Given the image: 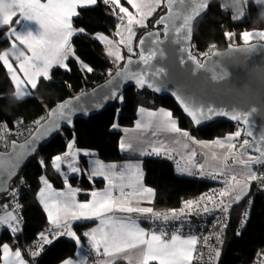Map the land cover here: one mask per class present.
<instances>
[{
	"label": "snow or ice",
	"instance_id": "obj_1",
	"mask_svg": "<svg viewBox=\"0 0 264 264\" xmlns=\"http://www.w3.org/2000/svg\"><path fill=\"white\" fill-rule=\"evenodd\" d=\"M100 0H10V8L7 13L0 12V28L7 27L8 32L4 38L9 40L11 50L15 54V59L19 61V71L23 73V78L19 76L9 61L8 53H0V62H2L7 73L10 75L11 83L14 86V97L17 101L31 95L32 90L38 88L39 80L49 81L51 79L50 71L54 67H59L65 71H71L68 64L69 60H75L79 70L85 73H92L94 70L87 63L82 61L75 53L72 39L76 35H88L84 27H75L74 18L81 16V10H86L96 6ZM127 4L135 11H130L128 7L121 4V0H102L103 5L111 8V15L118 20L116 24L115 37L118 40L110 39L103 33H95L91 38L106 46L108 57L113 58V63L120 64L123 60L121 46L126 48L128 53H133L134 48L132 41L137 35V28L147 26L148 20L154 16L157 10L165 3L167 4L166 12L171 10L173 0H126ZM184 2V0H181ZM192 2V0H189ZM211 0H203L196 2L192 8L193 17H199L210 6ZM249 4H254L258 9L264 7V0H247ZM118 9V11H117ZM231 10V9H228ZM243 16L240 17L242 19ZM233 21H238L237 17L232 16ZM168 16L162 14L155 20L154 28L164 25L163 33L160 31L148 32L145 37H141L140 46L143 49L144 41L147 37H154L153 44H160L159 37L168 33V25L165 21ZM24 22L34 23L35 27H31ZM186 22V18H182V23L175 28L176 33L182 31L181 25ZM23 25V27H20ZM226 38H232L233 32H225ZM241 40L247 45L246 48L237 49L239 51H251L257 47L256 44H250L253 37L258 36L264 41V30L242 31L239 34ZM184 40L190 41L191 34L184 35ZM18 45L23 46L27 50H20ZM214 47V45L212 46ZM232 47L230 46V49ZM187 50L182 48L181 51ZM163 56V52L159 53ZM157 55L155 51L149 50L147 54L142 50L139 53V60L148 65L150 61ZM209 58L207 53L203 54ZM216 55V53H213ZM188 59L196 63V69L206 68L205 63H199L196 56L190 51ZM181 63H184L182 60ZM132 60L129 59L123 65L122 70H117L116 76L120 78V84L134 82V86L138 89L145 87L155 92L161 91V84L154 77L164 72L163 68H157L152 73L136 72L129 68ZM214 72V69L212 70ZM223 75H212L213 81L223 80ZM264 82V74L260 77ZM109 83H112L109 81ZM67 86V85H66ZM178 102L182 112L190 118L195 126L211 121L215 117L226 116L232 121L241 124L237 130L229 134L225 139H215L211 142L196 140L191 136L190 132L178 127V120L173 118L170 110L160 108L158 110H148L143 106L138 107V115L143 114L147 117V122H136L137 129H153V136L157 133H166L170 136L182 137L195 144L204 147H216L223 150L222 154L217 156L213 153L214 159H219L221 164H227L229 160L232 165L241 166V171L237 172L234 168L221 169L205 173L204 164L194 160L196 152L192 151L187 162L181 166L179 161L176 165L178 174L194 175L192 168L199 170L201 178H208L223 185L219 189H213L210 193H205L199 198L185 199L179 209H169L167 211H156L153 207L141 206L142 203H152L155 197V190L151 186L144 184V172L142 171V163H127L120 166L115 163L105 164L100 160L89 161L92 167L88 171V178L93 181L95 178H103L105 188L102 190L93 189L88 193L90 199L79 201L78 193L81 189L73 187L69 184L67 173L61 171L62 166L66 167L68 173H81V169L77 166L78 155L83 154L85 157L94 155L91 152L81 153L75 147V138L69 140L66 144V150L62 154L51 157V167L63 177V184L66 189L56 190L52 183L49 182L45 175L38 177L40 187L36 193V199L43 212L46 214L48 227L38 234L37 241L34 246L35 251L30 250L29 256L32 258L39 257L44 251L45 246H51L61 237L71 239L75 245H81V235L86 238L90 248L97 255L101 254L110 259L104 261L103 264H117L118 260L127 259L129 250H138L139 257L137 264H150V262H158V264H192L194 260V252L197 248L200 237L197 234L183 235L182 231L185 225L191 227L189 217L195 215L197 218L202 215L218 211L221 217L217 219L214 228L219 231L214 232L210 236H203V242L206 246L209 241L215 239L217 245L223 243V233L226 232L227 226L231 221V209L242 202L249 194L251 185L259 183L264 185V173H258L254 169L264 166V146H256L248 137L252 136L251 132L244 130V125L248 124V111H238L233 108L231 111L214 106V102L210 103L206 100L194 99L193 96H185L180 89L171 93ZM77 100L79 97L76 98ZM105 101H114L123 103L124 96L119 92V85L113 87L109 95L104 96ZM96 108L101 105L97 103ZM80 109L71 106L70 101L59 103L54 109L47 113L48 118L38 119L34 121L35 132L32 134L30 141L26 145H21L25 151L13 154V162L6 170L9 180L17 174V169L21 163L36 150V144L53 133H58L63 126H73V116ZM255 111V109H253ZM85 114L86 111H85ZM19 123V121L17 122ZM6 122L0 123V132L5 130ZM118 123L110 125L111 129H117ZM125 132L128 129H124ZM239 149L233 143L237 138H241ZM261 145H264V136L260 138ZM175 139L172 143H176ZM13 148L16 142L12 141ZM132 144L126 143L122 137L119 142V148L123 151L132 150ZM184 147L187 149L188 145ZM245 150L255 152L256 155H246ZM140 157H164L173 160V149L166 141L162 140L158 144L152 143L150 147L142 149L136 153ZM38 163L41 167H45L43 159ZM5 169L0 165V173H4ZM227 177V178H225ZM24 183L23 178L20 181ZM7 191V189H3ZM12 197V203L0 205L5 209L0 214V227L6 228L10 234L15 237L20 231L23 223L22 217L18 214L22 209L19 204L18 190H12L8 193ZM249 204L251 201L249 200ZM11 207V211L7 209ZM116 213L125 214L117 216ZM135 214V216H133ZM250 215V208L246 207L241 212L240 220L235 234L240 235L246 226L247 219ZM143 219L152 225L151 230H146L141 226L139 221ZM98 221L95 227L85 230L82 234H77L73 230V222L79 221ZM160 221L161 226L157 231L156 222ZM175 223L177 226L169 233L168 225ZM0 260L3 264H28L22 257L21 250L17 247L13 250L8 243L0 245ZM222 253L221 247H212L208 264H219V257ZM62 264H86L85 260L66 258Z\"/></svg>",
	"mask_w": 264,
	"mask_h": 264
},
{
	"label": "trees",
	"instance_id": "obj_2",
	"mask_svg": "<svg viewBox=\"0 0 264 264\" xmlns=\"http://www.w3.org/2000/svg\"><path fill=\"white\" fill-rule=\"evenodd\" d=\"M121 3L129 7L126 0H121ZM163 9L164 5L149 19L146 27L137 30V35L134 37L133 54L137 52L136 40L139 34L152 25L153 19ZM110 13L111 8L103 5L100 0L96 6L81 10V16L74 18V26L77 28L82 26L88 33V35L73 37L75 53L93 68L92 73L82 72L75 60H69L70 72L54 67L49 81L40 79L38 88L33 90V94L17 101L13 95L14 86L10 75L0 62V121L7 124H12L16 118L37 121L44 118L50 106L57 101L90 88L107 78L124 59L120 64L113 63V59L107 56L105 45L91 37L98 31L114 37V28L118 20ZM232 16L237 17L238 21H233ZM241 16H243L242 19H240ZM245 30H264V8L258 9L254 4H249L247 0H213L206 15L194 26L192 50L201 59L204 53H209L214 47H225L228 43L243 42L239 34ZM228 31L235 35L232 38H226L224 34ZM7 32V27L0 28V53L10 47L9 40L4 38ZM252 40H256V37ZM124 51L127 55L126 48ZM122 95L124 96L123 103L114 102L88 117L76 118L72 127H62L59 134L42 146L37 151L36 157L25 165L13 181L19 182L18 195L23 202L21 231L13 237L6 228H3L0 245L8 242L12 247L26 251L29 242L48 227L46 214L36 199V193L41 186L38 177L45 175L55 186H64L62 176L51 167L50 162L52 156L66 150L67 142L73 137L76 146L96 150L97 155L104 161L126 158L141 159L145 174L144 183L151 186L156 193L153 208L157 211L178 207L183 200L196 197L217 184L206 176L201 178L178 174L172 160L164 157H140L136 154L137 151L132 150L122 152L119 142L123 127L135 123L137 110L141 105L170 108L173 116L178 120V125L189 130L197 138L213 139L225 136L233 132L238 123L215 120L202 126H195L182 112L174 98L168 94H158L146 88L138 90L135 86H131L125 89ZM113 123H118L119 128L111 129L110 125ZM41 159L45 162V167H41L38 163ZM255 169H258L259 173H264V166ZM21 177L23 184L20 183ZM77 181V176H71L72 183L75 184ZM79 181L81 192L78 195L84 199L89 196L86 190L102 185L104 180L98 178L90 181L84 175ZM248 196L231 210V221L225 232L226 239L219 264H256L261 252L264 251V196L254 194L250 200L251 204L247 206ZM6 198L8 194L2 195L0 203ZM245 207L250 208V215L242 233L236 235L241 212L245 210ZM91 222L75 223L74 228L81 232L89 227ZM77 249L78 246L71 239L61 237L53 245L45 246V251L39 257L28 256L36 264H59L63 259L75 255ZM117 264H123V261H117Z\"/></svg>",
	"mask_w": 264,
	"mask_h": 264
},
{
	"label": "water",
	"instance_id": "obj_3",
	"mask_svg": "<svg viewBox=\"0 0 264 264\" xmlns=\"http://www.w3.org/2000/svg\"><path fill=\"white\" fill-rule=\"evenodd\" d=\"M212 1L213 0H211V2ZM196 2H203V0H192V2H189V0H184V2H181V0H173L171 10L167 12V4L165 3L164 9L156 15L152 21V25L139 34L136 40V53H128L125 55L123 62L103 81L57 101L50 106L47 113L54 109L59 103L70 101L73 108L81 110L74 113V121L76 118L88 117L89 115L95 114L114 103V101H105L103 99L104 96L110 94L114 86L119 85L120 94H122L125 89L134 86V82L120 84V78L116 76L117 70H122L123 65L131 59L132 64L129 65V68L132 71L147 72L150 74L157 68L164 69L163 73L154 77V79L161 84V91L156 92L158 94H168L173 97L171 93L180 89L183 95H191L194 99L206 100L210 103L214 102V106L218 108H223L228 111L235 108L238 111L250 112L248 124L243 126L244 130L252 133V136L248 138L256 146H264L261 145L260 141L261 136H264V82L260 79L261 75L264 74V41L260 39L251 40L250 44L257 45V47L251 51L237 50L247 47L244 42L228 43L225 47H214L207 53L209 58L203 56L200 59L192 50L193 29L196 22L206 15L209 7L201 16L193 17L192 8ZM162 14L168 16V20L165 21L168 25V33L166 35L162 34L159 37L161 43L158 45L152 43L154 37H147L142 49L139 43L141 37H145L148 32L153 31H160L163 33V24L156 28L153 27L155 20ZM182 18H186V22L181 25L182 31L176 33L175 28L179 26V23H182ZM187 33L191 34L190 41H186L183 38ZM230 46L232 47L231 49ZM182 48H186L187 50L181 51ZM142 50L145 54H147L149 50L157 53L147 66L139 60V53ZM189 51L196 56L199 63H205L206 68L196 69V71L193 72L196 63L188 59ZM160 52H163V56L159 54ZM213 53H216V55H213ZM182 60L184 63H181ZM213 69L214 72L212 71ZM225 72L227 75L224 76L223 80H212L213 74L223 75ZM109 81L112 83H109ZM77 97H79L78 100L76 99ZM174 100L176 101L175 98ZM97 103L101 105L100 108L95 107ZM176 103L178 104L177 101ZM253 109H255V111H253ZM85 111L87 114H85ZM47 113L44 119L48 118ZM215 120H226L237 123L226 116H219L199 126ZM242 123L243 122H241V125ZM34 132L35 126L26 138L22 140L13 138L11 139L10 148L8 150H0V165L5 169L4 173H0V197L8 193L13 180L20 174L25 165L36 157L37 151L59 134V132L53 133L48 138L38 142L35 152L21 163V166L16 170V176L9 180L6 175V170L13 162V154L25 151V149L20 146L26 145ZM12 141L16 142L15 148L12 146ZM237 149H239V146ZM245 152L250 155L257 154L248 150H245ZM242 158H246V155ZM3 189H7V191H3Z\"/></svg>",
	"mask_w": 264,
	"mask_h": 264
},
{
	"label": "built area",
	"instance_id": "obj_4",
	"mask_svg": "<svg viewBox=\"0 0 264 264\" xmlns=\"http://www.w3.org/2000/svg\"><path fill=\"white\" fill-rule=\"evenodd\" d=\"M18 121H19V123H17ZM0 123H4V122L0 121ZM33 128H34L33 121H26V120H23L22 118L14 119L12 124L6 123L5 130L3 132H0V150H8L10 148L11 139L14 138L17 140H22V139L26 138L32 132ZM173 155H174V159L172 160V162H173L174 166L176 167L178 161H179L181 166H184V164H185L184 160L181 158V156L175 150H173ZM191 171L194 173V175L200 176L198 169L192 168ZM213 171H218V170L206 171L205 173H209V172H213ZM225 178H227V177H225ZM220 187H223V185L220 183H217L214 186H212L211 188L207 189L205 192L199 194L198 196L193 197V198H187V199L199 198L203 194L210 193L211 190L219 189ZM14 189L18 190V192H19V182H17V181L13 182L8 193ZM254 194H261L264 196V185H261L259 183H253L251 185V192H250L249 197H248L247 206L249 204V200L252 199ZM17 200H18L19 204L22 205V207H23V202L21 201L19 195L17 197ZM11 203H12V197L8 194V198H6L2 203H0V205H4V204L11 205ZM181 206H182V203L180 206H178L176 208H171V209H179ZM2 210H5V209L0 208V211H2ZM7 210L11 211V207H9ZM163 211H167V210H163ZM18 214L22 217L21 210ZM220 217H221V213L218 211H214L212 213L202 215L199 218H197V216L193 215V216L189 217V219L191 221V227H189L188 225L184 226L183 231H182L183 235L197 234L198 237H200V239L198 241L197 248L194 252V260H193L194 264H208L210 254H212V247H221L222 251H223V247H224V243H225V239H226L225 232L222 234L223 235L222 245H217L216 240L212 239L209 241L210 246H206L203 242V239H202L203 236H210L214 232L219 231V228H214L213 225L215 224L217 219H219ZM144 224L146 225V227L149 230H151L153 227L152 225H150L145 220H144ZM160 226H161V222L157 221L156 225H155V228L157 231L159 230ZM176 226L177 225L175 223L169 224L168 229H167L168 232L170 233ZM2 230H3V227H0V236L2 234ZM37 238H38V236L29 242L28 247H27L28 253L30 250H32V251L36 250L34 244L37 241ZM219 259H220V257H219ZM213 264H215V261H213ZM256 264H264V251L261 252Z\"/></svg>",
	"mask_w": 264,
	"mask_h": 264
},
{
	"label": "crops",
	"instance_id": "obj_5",
	"mask_svg": "<svg viewBox=\"0 0 264 264\" xmlns=\"http://www.w3.org/2000/svg\"><path fill=\"white\" fill-rule=\"evenodd\" d=\"M5 2H4V4L6 5V9H7V11H5V13H7L8 11H9V8H10V0H4ZM122 4V3H121ZM124 6V5H123ZM126 7V6H125ZM129 10L131 11L132 10V8H131V6L129 5ZM262 8H264V7H262ZM4 11V9L1 11L0 10V12H3ZM149 21V20H148ZM25 24H26V22H24ZM118 23V22H117ZM116 23V24H117ZM148 23V22H147ZM20 27H23V25H21ZM35 27V26H34ZM33 27V28H34ZM139 28H137L136 29V31L138 30ZM115 30H116V26H115V28H114V33H115ZM114 38H116L117 40L119 39L118 37H115V35H114ZM133 47H134V39H133ZM123 50H124V48H123ZM125 52V51H124ZM146 109H148V110H154L155 108H150V107H147ZM158 109H160V107L158 108ZM158 109H156V110H158ZM138 116V118L137 119H147V117H146V115H143V114H139V115H137ZM174 117V116H173ZM175 118V117H174ZM176 119V118H175ZM135 125V124H134ZM134 125H131L130 127H134ZM128 128H124L123 127V134H122V136H121V138L123 137L124 138V140H125V138L126 137H128V135H130V134H135V136H133L132 137V140L133 141H129V142H126V143H131L132 144V151H140V150H142V149H145V148H148V147H150L149 145L153 142V141H151V142H148V137H147V135L145 134V133H149L150 134V136L152 135V132L154 131L153 129H142V130H137V128H133V130L132 131H130V133H129V126H127ZM178 127H180L179 125H178ZM181 128V127H180ZM124 129H128V131L127 132H125L124 131ZM181 129H183V128H181ZM187 130V129H186ZM129 133V134H128ZM121 140V139H120ZM136 146H139V147H136ZM75 147L77 148V149H79L80 150V152L81 153H83V152H85V151H87V152H91V153H94V155H91V156H88V157H85L83 154H79L78 155V164H77V166L82 170L81 171V173H77V174H71V173H68V170H67V168L66 167H64V166H62V169H61V171H63V172H65V173H67V175H68V180H69V184L71 185V186H73V187H78L79 189H81V185H80V179L82 178V176H87V178H88V175H89V173H88V171H86V170H89L91 167H92V165L89 163V161H94V160H100V161H102V162H104L105 164H111V163H115V164H117L118 165V169H119V167L120 166H123V165H125V164H127V163H142V161H141V159H138V158H126V159H121V160H115V161H104V160H102L98 155H97V152H96V150H94V149H90V148H81V147H78V146H76L75 145ZM64 152V151H63ZM63 152H61V153H58V154H62ZM57 155V154H56ZM142 171H143V168H142ZM71 176H77L78 177V181H77V183H72L71 182ZM47 177V176H46ZM63 178V177H62ZM89 179V178H88ZM95 179H98V178H95ZM94 179V180H95ZM103 179V178H102ZM49 180V179H48ZM49 182L50 183H52L50 180H49ZM105 181H103V184L102 185H100V186H95V187H93V188H90V189H88V190H86L88 193H90V191H92L93 189H95V190H102V189H104L105 188ZM145 184V183H144ZM52 185H53V187L56 189V190H58V191H60V190H64V191H66V189H65V187L64 186H62V187H57V186H55L53 183H52ZM145 186H148V185H146L145 184ZM79 194V193H78ZM77 199L79 200V201H86V200H88V199H90V196H88L87 198H84V199H82V198H80L79 197V195H77ZM154 200V199H153ZM141 206H145V207H153V202L152 203H142L141 204ZM3 211H5V210H2V211H0V214H3ZM116 215L117 216H123V215H125V214H122V213H116ZM133 216H135V214H133ZM82 222H89V221H79V222H73V230L74 231H76L77 232V234L79 235V234H82L85 230H88V229H91L92 227H95L96 226V224L98 223V221H92L91 222V225L89 226V227H87L86 229H83L81 232H78L75 228H74V224L75 223H82ZM139 223L141 224V226L142 227H144L146 230H149L147 227H146V225L144 224V220L143 219H141L140 221H139ZM186 236V235H185ZM5 243H8V242H5ZM9 245H10V243H8ZM10 247L13 249V250H15L16 248H14V247H12L11 245H10ZM20 249V248H19ZM21 250V252H22V257L28 262V264H36L35 262L33 263V261H31V259L29 258V253L27 252V250L25 251V250H23V249H20ZM27 252V253H26ZM103 250L101 249V254L100 255H97L96 253H94L93 251H92V249L90 248V245L88 244V242H87V240H86V238H84L82 235H81V245L80 246H78V249H77V251H76V254L75 255H73V256H69V257H67V258H73V259H82V260H85L86 261V264H103V262L104 261H107V260H109L110 258L109 257H105V256H103ZM127 259H121V261H123V264H137V259H138V257H139V252H138V250H135V249H133V250H129L128 251V253H127ZM66 259V258H65ZM64 260V259H63ZM62 260V261H63ZM62 261L59 263V264H62ZM118 261H120V260H118ZM150 263H152V262H150ZM156 264H158V262H155ZM1 264H3V261L1 260ZM192 264H194L193 262H192Z\"/></svg>",
	"mask_w": 264,
	"mask_h": 264
},
{
	"label": "rangeland",
	"instance_id": "obj_6",
	"mask_svg": "<svg viewBox=\"0 0 264 264\" xmlns=\"http://www.w3.org/2000/svg\"><path fill=\"white\" fill-rule=\"evenodd\" d=\"M4 0H0V10L2 11L4 9V13L5 11H7L6 9V5L4 4ZM131 11H135L134 9H132ZM26 24H28L29 26L31 27H34V23H31V22H26ZM99 33H103L107 36H109L110 39H114V40H117L116 38L106 34L105 32H102V31H98ZM97 32V33H98ZM253 32H258L257 30H253ZM255 38V37H254ZM256 39H259L258 36H256ZM132 44H133V41H132ZM18 47L20 48V50L24 51L26 55H30V53H27V50L23 48V46H20L18 45ZM106 47V46H105ZM121 53H122V56H123V59L125 57V52L123 50V46H121ZM1 53H8L9 55V61L10 63L13 65L14 69L16 70L17 74L19 76H21V78H23V73H21L19 71V61H17L15 59V54L12 52L11 50V46L8 48V49H4L1 51ZM113 59V58H112ZM50 75L52 77V70L50 71ZM14 93V92H13ZM31 94H33V90L31 91ZM14 95V94H13ZM143 106V105H141ZM140 107V106H139ZM144 108H147V106H143ZM150 108H153V107H150ZM159 107L155 108L154 110L158 109ZM160 108H164L165 110H170V108L168 107H164V106H161ZM171 111V110H170ZM138 118V116H137ZM136 118V121H135V125L134 127H130L129 126V133L130 131L133 130V128H136V122L138 120H140L141 122H144L146 123L147 122V119H137ZM174 118V117H173ZM175 119V118H174ZM238 127H241V124H238L236 126V129L233 131L235 132L237 130ZM119 128V127H118ZM125 128V127H124ZM128 128V127H126ZM137 130H142V129H137ZM183 130H186V129H183ZM189 131V130H187ZM190 132V131H189ZM233 132H229L227 133L225 136H220V137H216V138H213V139H204V138H197L195 137L191 132V136L194 137L196 140H199V141H204V142H211L217 138L219 139H225L229 134L233 133ZM128 133V134H129ZM123 134V133H122ZM148 137V142H151L153 141L152 143H159L160 141L164 140L166 141L167 143H169V145L172 147L173 150H175L180 156L181 158L184 160V162L186 163L188 158H189V155L192 151H195L196 152V157L194 158L195 161L199 162V163H202L204 164V171H212V170H221V169H228V168H234L237 172L241 171V166L239 165H232L231 162L229 161L226 165L225 164H221L220 160L219 159H214L213 158V153H216L217 156L221 155L223 150L219 149V148H216V147H212V146H209V147H204L200 144H195V143H192L191 141L187 140V139H184L182 137H179V136H176V137H173V136H170L169 134H166V133H157L156 136H153L149 133H145ZM135 136V134H130L128 135V137L125 138V142H129V141H133L132 140V137ZM175 139L177 142L176 143H172V140ZM243 137L241 138H237L236 140L233 141V143L236 145V147L239 146V144L241 143L240 140H242ZM151 143V144H152ZM150 144V145H151ZM187 144L188 147L187 149L184 147V145ZM149 145V146H150ZM136 147H139V146H136ZM176 168V167H175ZM255 171L258 172V169H254ZM199 172V171H198ZM259 173V172H258ZM182 175H186V176H197V175H188V174H182ZM200 177V176H199ZM251 191V190H250ZM249 197V196H248ZM176 208V207H175Z\"/></svg>",
	"mask_w": 264,
	"mask_h": 264
},
{
	"label": "flooded vegetation",
	"instance_id": "obj_7",
	"mask_svg": "<svg viewBox=\"0 0 264 264\" xmlns=\"http://www.w3.org/2000/svg\"><path fill=\"white\" fill-rule=\"evenodd\" d=\"M247 155H250V154L247 153L246 156H247Z\"/></svg>",
	"mask_w": 264,
	"mask_h": 264
}]
</instances>
